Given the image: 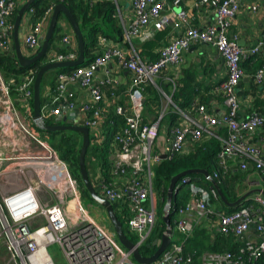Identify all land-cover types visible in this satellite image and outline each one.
I'll list each match as a JSON object with an SVG mask.
<instances>
[{
    "label": "built area",
    "instance_id": "1",
    "mask_svg": "<svg viewBox=\"0 0 264 264\" xmlns=\"http://www.w3.org/2000/svg\"><path fill=\"white\" fill-rule=\"evenodd\" d=\"M190 1L194 7H202L211 14L208 25H191L187 12L180 7L182 0H131L132 12L122 26L121 42L99 36L95 58L87 65L59 72L54 89L45 94L48 101L41 107L42 122L52 116L80 113L81 119L75 122L80 121L88 128L90 145L103 143L104 125L111 114L123 117L124 124L114 133L110 143L109 177L102 176L98 165L91 179L95 189L109 202L126 206L127 215L124 217L129 229L137 235L138 245L147 240L157 218L153 167L162 160L163 153L166 158L188 154L205 138L217 137L221 141L217 159L222 167L228 168V160H233L241 162V168H246V161H251L264 180V150L260 144L251 141L256 131L264 127V112L252 108L240 118L236 90L245 75L241 62L252 55L262 57V64L253 74V80L258 85H264V30L262 40L257 44L241 46L237 36L229 34V28L247 0ZM21 4V0H0V52L12 46L13 15ZM172 7H179L174 15L172 11L164 12ZM248 7L256 10L258 4ZM52 9L49 8V13L36 21L33 20L34 8L29 7L25 13L29 31L22 37L21 45L31 56L40 47L38 37L42 36V27L49 20ZM151 24L156 30L169 26L175 30L167 44L158 50L155 60L142 58L132 44L134 39L145 42L151 37L148 29ZM61 41L67 47L66 52L48 56L47 62L76 58L73 38L65 34ZM194 43L214 47L225 62L227 76L219 85L225 110L220 115H214L205 104L179 108L172 101V94L178 86L177 69L183 62L184 52ZM125 44L128 46L124 47ZM111 64L130 73L123 103L118 97L115 99ZM98 69L103 70L104 76L95 81ZM168 69L174 72V77L169 79L171 96L156 84L157 77ZM22 80L17 88V100L27 111L33 98L34 77ZM105 84L111 85V101L103 91ZM73 85L83 92L74 91ZM148 86L156 88L166 104L173 106L176 114V124L165 133L160 151L155 150L154 144L159 136L162 115L149 122L144 119ZM0 94V103L5 105L0 115V139L18 132L26 138L28 145H33L29 147L28 154H20L13 159L0 157V176L11 167L20 173L17 177L23 182L15 190L0 195V245L7 254L1 264H55L48 250L54 243L60 246L68 264H142L134 261L118 244L113 232L102 229L89 219L81 204L77 180L68 172L66 162L49 142L31 131L27 114L24 116L21 113L23 110L15 106L9 84L4 83L1 71ZM11 119L15 124H11ZM221 128L225 129L224 136L218 133ZM91 161L96 162L93 155ZM180 185L190 193L189 200L178 209L175 229L182 238L179 242H171L155 264L191 262V256L183 253L184 243L192 236L196 219L209 214L211 197L217 196L215 188H204L188 175L178 180L176 188ZM42 190L52 201L38 197ZM252 200L256 204H245L229 213H217L218 232L231 234L242 245L236 253H207L203 257L204 264H255L264 253V197L259 194ZM70 203L74 204L75 213L69 210ZM249 230L254 237L245 239L244 235Z\"/></svg>",
    "mask_w": 264,
    "mask_h": 264
},
{
    "label": "trees",
    "instance_id": "2",
    "mask_svg": "<svg viewBox=\"0 0 264 264\" xmlns=\"http://www.w3.org/2000/svg\"><path fill=\"white\" fill-rule=\"evenodd\" d=\"M62 2L72 13L73 17L79 25V28L82 31L85 60L81 65L75 67H63L53 69L47 71L42 76L40 87V107H43L44 104L48 101L47 96L44 94V88L49 75L52 78L50 81V90L52 91L56 85V76H54L55 73L57 75L59 72L71 71L76 67L89 64L95 58L97 40L99 36H105L107 38L115 39L118 41H121L122 39V26L119 23L118 19L114 17L116 8L114 0H63ZM56 3L59 2L50 0H34L29 6L34 8L35 11L33 20H39L42 16L49 13V8H53ZM17 10L18 8L16 9L13 15V21ZM62 15L63 14L60 13L59 17ZM61 29L62 27L57 21L54 27L53 34L49 40L46 53L39 60L28 66L21 67L17 64L15 57L11 55V53H5V51L0 52V71L3 74L4 79L9 82L11 95L14 99H17L18 97L17 88L22 83V79L30 76L35 77L37 70L48 61L49 58L47 53L50 49L54 47L55 40L62 36ZM155 45V41H147L142 43L141 50L139 52L141 57L145 58L146 56H150L149 60H155L158 56L157 54L155 55L152 53V50ZM58 52L65 53L66 49H59ZM75 52L77 54V50ZM257 57L258 55L250 56L248 59L241 62V66L243 68H246V65L248 63L254 62L255 60L257 62V66H261L262 57L261 61H259ZM180 81L181 84L178 83V86L176 87V90L172 95V101L179 108L191 107L193 95L196 93V84L194 81V77L192 74L188 72L186 73L184 70L183 78H181ZM253 88L254 90H259V93L263 92V95L261 96L260 94H258V96L252 101V108L260 112H264V85H258L255 83L253 85ZM146 89L149 93L152 91L155 96L154 98H151L149 94L150 97H147L146 103L148 100H152V104H156L157 100H159V92H157V89H155L153 86H148ZM26 112V116H32V101H30L29 108ZM167 114L172 119L171 125L174 124L176 121V114L173 113V111H169ZM57 123L58 122L55 121L52 117L45 118L43 121V124L47 125ZM123 124L124 119L121 115L111 114L108 117L103 129L105 135L103 143H101L100 145L91 144L87 149L85 162L88 172L91 166H93L92 164L90 165L89 162L91 161V156L93 155L96 158V164L98 163L102 171V176L104 178L109 177V154L111 150L110 143L113 139L114 133L120 130ZM31 129L37 135L41 136L42 138H45L50 143V145L57 151L59 157L67 163L72 176L78 181L79 186L81 185L83 187V189L81 188L82 193L91 199L88 191L83 185L79 173L78 155L81 147V134L73 130L47 131L41 129L38 125L35 124L31 126ZM219 134L220 136H224L225 129L221 128ZM220 145L221 141L217 137L205 138L196 146L193 151L189 152L188 154H180L175 155L172 158H164L153 167V189L155 195H157L155 197V199H157L156 211L160 220L157 225H154L147 240L141 245H139V250L143 255L147 256L154 252L155 247H147L146 244L150 243L153 239L160 237L165 231L166 225L163 221V206L165 203L167 188L170 179L175 174L187 169H205L208 172L209 176L214 179L216 185L218 186V189L221 191L222 195L228 202H233L240 198L241 195H239L236 186L239 180H241L244 175L241 172H235L234 170H231L229 167L224 168L219 164L217 159V153L220 149ZM214 173H217L218 176L214 177ZM89 175L92 178L91 172H89ZM188 176H190L192 179H195L196 182H198L204 188H214L209 178L205 177L202 174H189ZM216 195V197H211L210 203L213 205L220 206L222 209H224V212L226 213L234 211L245 204H256L253 200H247L246 198H244L239 204L229 207L219 197L217 191ZM189 197V190L182 185L178 187L176 193L172 197V206L169 213V222L170 227L172 229V236L174 232H176L175 226L177 222L178 209L189 200ZM112 205L118 219L123 224V229L125 231L126 236L132 242L136 243L138 237L134 232L129 229L127 225V220L124 217L127 215L126 206L121 207L115 203H113ZM111 229L112 231H114L113 228ZM172 242H174V240H172ZM241 245L242 243L236 240L235 237L231 234L225 235L221 234L220 232L216 233L214 239L212 240V242H210L209 237L207 234H205L204 230H199L198 233L193 232V237H190L185 241L183 253L191 256V262L188 264H204V259L202 260L203 252L213 253L230 251L236 253L239 251V247ZM255 264H264V253H262L256 259Z\"/></svg>",
    "mask_w": 264,
    "mask_h": 264
},
{
    "label": "crops",
    "instance_id": "3",
    "mask_svg": "<svg viewBox=\"0 0 264 264\" xmlns=\"http://www.w3.org/2000/svg\"><path fill=\"white\" fill-rule=\"evenodd\" d=\"M26 0H21L22 4ZM115 3V14L114 17L118 19L121 26L125 22L129 20L130 14L132 12V3L131 0H114ZM21 4V5H22ZM252 4H258V8L256 10H250L248 6ZM181 8L185 9L187 12V16L189 18V22L191 25L204 27L210 23L211 14L205 11L202 7H194L190 0H182L180 5ZM179 7H172L171 9H165L164 12L172 11L173 15L178 11ZM171 12V13H172ZM52 10L50 12V15ZM49 15V19H50ZM15 19V18H14ZM49 20H47L43 27H42V35H44L46 28L48 26ZM58 22L60 23L61 35H70L73 38V49L77 50V40L74 36L71 26L65 16H60ZM14 23V21H13ZM149 31L152 33L151 37L146 40L147 41H155L156 45L152 50L153 54L158 55V50L164 46L171 35L175 33V30L169 26L162 30H156L152 27V24L148 27ZM264 30V0H247V2L241 7L239 12L237 13L236 17L233 19L231 26L229 28V34L236 35L238 39V43L241 46H252L257 44L259 41L262 40ZM29 31V23L25 20L22 35L24 36L25 33ZM60 36L54 42V47L49 50L47 55L50 57L58 53L59 49H66L67 47L63 45ZM114 42H121L115 39H112ZM144 43L143 41L134 39L132 41L133 46L137 51L140 52L141 44ZM122 44V43H120ZM128 44L124 45L127 47ZM22 47V52L25 56L30 57L31 55ZM150 56H146L144 59L149 60ZM257 59L261 61V55H258ZM110 76L115 81L112 85L114 87V91L116 93L115 99L118 97V100L123 103L125 100L124 92L127 90L129 86V78L130 73L127 70L120 69L116 67L114 64L110 66ZM256 60L254 62H250L244 67L245 75L242 77L240 83L238 84L236 90L239 97V116L243 118L246 116L250 109L252 108V101L260 94L259 90H254L253 85L255 81L253 80V73L257 68ZM185 72L190 73L194 77L195 81V94L193 95L192 106L194 107L197 104L204 103L211 109V112L214 115H220L222 111L225 110V105L223 103V97L219 90V85L226 79L227 76V69L225 62L221 55L217 52V50L207 44L204 43H194L192 44L183 55V62L180 68L177 69L178 78L177 82L181 84V78H183V73ZM52 73V71H51ZM56 76V73L55 75ZM104 76L103 70L98 69L95 74V81L100 80ZM174 77V72L172 69H168L162 71L161 74L156 79V84L159 85V88L168 96H171L172 88L171 83L169 82L171 78ZM51 76L47 78V83L45 85V89L49 87L50 89V81ZM73 90L81 93L83 90L76 85H73ZM111 85L105 84L103 87V91L108 99V101L112 100L110 97V90ZM156 89V88H155ZM49 90L45 91L44 93L47 94ZM152 92V91H151ZM149 93L146 89V97L154 98V94ZM158 92V91H157ZM150 94V96H149ZM173 95V94H172ZM114 99V100H115ZM13 102L16 107L22 109L25 114L26 110H24L20 104H18V100L13 98ZM172 105L166 104V101L159 93V100H157L156 104H152V100H148L145 109H144V119L149 122L153 121L155 118L157 119L159 114L162 115L160 122H159V136L156 138L155 141V150L160 151L165 140V133L168 132V129L173 125L172 119L167 114L169 111H173ZM189 107V108H191ZM113 108V106H112ZM66 115V114H65ZM62 115L52 116V118L56 121L58 118L62 117ZM82 115L80 113H75L73 115L66 116V120L69 123L64 122L65 124H74L75 120L81 119ZM26 119L33 124L37 125L36 122L33 120L30 121L29 118ZM59 123V122H58ZM176 123V121H175ZM174 123V124H175ZM223 129V128H222ZM221 130V129H220ZM220 130H218L220 132ZM218 132V133H219ZM39 136V135H38ZM1 137V136H0ZM19 137V138H18ZM40 137V136H39ZM219 137V136H218ZM220 138V137H219ZM222 138V137H221ZM43 139V138H42ZM47 141V140H46ZM252 142L260 144V146L264 150V127L259 128L256 133L253 135ZM32 144H27L26 138L22 137L21 134L18 132L10 133L5 139H0V157H7L13 159L14 157L20 154H28L30 151L29 147H32ZM93 166L89 169L92 176H94V171L98 167V163L93 162ZM239 161L228 160V167L235 172L243 173V178L239 180L236 189L241 196H245L244 198L248 199H255L259 194L264 197V180L260 173V171L256 170L254 164L251 161H246V168L240 167ZM15 163L11 164L14 165ZM96 166V167H95ZM95 169V170H94ZM11 169V167L6 168L3 171V174L0 176V195H4L9 191L15 190L18 186L22 185V180L17 177L20 175L17 171ZM234 173V172H233ZM18 179V182H13V180ZM41 199L43 197L40 196ZM52 201V199H43ZM210 212L209 214L197 218L194 222V230L193 232H199V230H204L205 234L208 235L210 242L215 237L216 233H219L217 230V213L224 212L220 206L209 204ZM158 216V214H157ZM178 219V215H177ZM105 228V227H104ZM106 229V228H105ZM107 230V229H106ZM108 231V230H107ZM113 231H111L112 233ZM252 230H249L245 233L244 238L248 239L249 237H254L252 235ZM193 237V234L192 236ZM182 236L177 231L174 232L172 236V240L174 242H179ZM208 252L202 253V260L205 254Z\"/></svg>",
    "mask_w": 264,
    "mask_h": 264
},
{
    "label": "water",
    "instance_id": "4",
    "mask_svg": "<svg viewBox=\"0 0 264 264\" xmlns=\"http://www.w3.org/2000/svg\"><path fill=\"white\" fill-rule=\"evenodd\" d=\"M34 0H26L17 10L15 15L14 23H13V32H12V46L9 50L5 51V53H11L15 57L17 64L21 67L28 66L37 60H39L45 53L49 44V40L53 34L54 27L58 21L59 14L62 13L67 21L71 26V30L76 37L77 40V56L73 60H65V61H52L44 63L36 72L33 82V98H32V118L33 120L38 123L39 127L43 130L47 131H62V130H73L81 134V147L78 155V165H79V173L81 176V180L85 189L88 191L91 199L99 204L102 207L110 221V224L113 228V233L117 242L120 246L127 250V252L131 255L134 261L142 264H155L162 252L168 248V246L172 242V229L170 227L169 222V213L172 206V197L176 193L177 189L176 185L178 180L189 174H202L205 177L209 178L212 182L213 187L216 189L219 197L226 203L227 206H235L239 204L245 196H240L239 199L228 202L224 196L222 195L221 191L218 189L214 179L209 176L208 172L205 169L195 168V169H187L175 174L169 182L165 203L163 206V221L166 225L165 231L162 235L158 238L153 239L150 243H147V247H155V250L150 255H143L139 250V245L137 243L132 242L125 234L123 229L122 222L118 219L113 205L109 202L104 196H102L94 187L92 183V179L89 175V172L86 167L85 156L87 149L90 145V137H89V130L85 127L80 121H76L74 124H65L69 123L66 120L67 115H63L62 117L58 118L56 121L59 122L57 124H43L41 121L42 114H41V107H40V97H41V81L42 76L50 70L63 68V67H75L78 65L83 64L85 60L84 56V41H83V34L79 25L75 18L73 17L72 13L66 7L63 2L56 3L53 6L52 13L50 15V19L48 22V26L44 35L38 37L39 42V49L35 54L30 57H27L22 52L21 41H22V31L23 26L26 20L25 13L29 6L32 4ZM161 158H166V155L163 153ZM164 264V263H159Z\"/></svg>",
    "mask_w": 264,
    "mask_h": 264
},
{
    "label": "rangeland",
    "instance_id": "5",
    "mask_svg": "<svg viewBox=\"0 0 264 264\" xmlns=\"http://www.w3.org/2000/svg\"><path fill=\"white\" fill-rule=\"evenodd\" d=\"M63 16V15H62ZM1 75H2V78H3V81H4V83L5 84H9V82L8 81H6L5 79H4V77H3V74L1 73ZM11 82V81H10ZM47 90H49V87L48 88H44V92L45 91H47ZM45 94V93H44ZM2 98V95L0 94V99ZM12 99H13V97H12ZM1 101V100H0ZM4 107H5V105L4 104H2V103H0V115H2V112H3V110H4ZM21 113L24 115L25 114V112L23 113V111H21ZM26 115V114H25ZM24 115V116H25ZM27 118H29L30 119V121L32 120V116L31 117H28L27 116ZM10 122H11V124H15V121H13L12 119L11 120H9ZM6 122H8V120L6 121ZM27 124L29 125V128L31 129V126H32V123L31 122H29L28 120H27ZM0 129H2V127H1V125H0ZM31 131H32V129H31ZM0 132H1V130H0ZM33 132V131H32ZM40 138L42 139V137L40 136ZM45 141H46V139L45 138H43ZM50 144V143H49ZM90 162V165L91 164H94L93 163V161H89ZM66 166H67V169H68V172L71 174V172H70V170H69V168H68V165H67V163H66ZM72 175V174H71ZM73 177V176H72ZM77 183H78V181H77ZM79 184V183H78ZM78 188H79V190H78V192H80V199H81V201H82V206H83V209H85V212L87 213V215H88V217H89V219H91V220H93V221H95L97 224H98V226L100 227H105L109 232H111L112 231V227H111V224H110V221H109V219H108V217H107V215H106V213H105V211H104V209L102 208V207H100L99 206V204H97L96 202H94L93 200H91L88 196H86V195H84L83 193H82V189H83V187L80 185H78ZM82 188V189H81ZM39 196H41V197H43V198H46V199H48L49 197H47V194L45 193V191H40L39 193H38V197ZM157 195H155V197H156ZM154 203H155V205L157 206V199H154ZM159 217L157 216V218H156V221H155V225H157L158 223H159ZM103 229V228H102ZM115 240L117 241V239L115 238ZM48 250H49V252H50V254H51V256H52V258H53V260H54V262H55V264H68L67 263V261H66V258L64 257V254H63V252H62V249L60 248V246L57 244V243H54V244H52V245H50L49 247H48ZM6 252H5V250H4V247H3V245L1 244L0 245V264L4 261L5 262V259H6Z\"/></svg>",
    "mask_w": 264,
    "mask_h": 264
},
{
    "label": "bare ground",
    "instance_id": "6",
    "mask_svg": "<svg viewBox=\"0 0 264 264\" xmlns=\"http://www.w3.org/2000/svg\"><path fill=\"white\" fill-rule=\"evenodd\" d=\"M9 115H10V113H8ZM65 176V175H64ZM75 208H74V204H72V203H70V205H69V210H71L72 212L71 213H73V210H74ZM74 213H75V210H74ZM93 221V220H92ZM95 222V221H94ZM96 223V222H95ZM97 224V223H96ZM101 227V226H100ZM101 228H103L104 230H106L104 227H101Z\"/></svg>",
    "mask_w": 264,
    "mask_h": 264
}]
</instances>
